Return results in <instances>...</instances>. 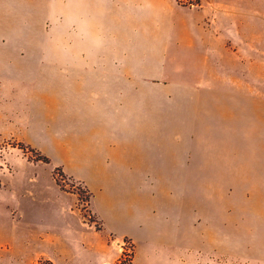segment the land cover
<instances>
[{"label":"crops","instance_id":"obj_1","mask_svg":"<svg viewBox=\"0 0 264 264\" xmlns=\"http://www.w3.org/2000/svg\"><path fill=\"white\" fill-rule=\"evenodd\" d=\"M193 2L0 0V119L84 181L134 264L229 247L264 191V0Z\"/></svg>","mask_w":264,"mask_h":264},{"label":"rangeland","instance_id":"obj_2","mask_svg":"<svg viewBox=\"0 0 264 264\" xmlns=\"http://www.w3.org/2000/svg\"><path fill=\"white\" fill-rule=\"evenodd\" d=\"M16 122L0 119L7 126L1 127L0 137V185L7 198L0 204V216L7 218L6 232L0 234L5 244L0 264H54L53 259L58 264H111L122 252L130 255L128 240L99 233L84 181L64 173L63 160L47 158L33 144L17 141ZM253 193L240 213L233 215L232 208V218L241 222L231 223L229 247L226 240L224 245L214 241L191 264H264V191ZM11 218L20 223L14 225Z\"/></svg>","mask_w":264,"mask_h":264},{"label":"trees","instance_id":"obj_3","mask_svg":"<svg viewBox=\"0 0 264 264\" xmlns=\"http://www.w3.org/2000/svg\"><path fill=\"white\" fill-rule=\"evenodd\" d=\"M42 160L46 161V158H43ZM111 264H134L133 263V252L131 251V254H125V252H122L120 257Z\"/></svg>","mask_w":264,"mask_h":264},{"label":"built area","instance_id":"obj_4","mask_svg":"<svg viewBox=\"0 0 264 264\" xmlns=\"http://www.w3.org/2000/svg\"><path fill=\"white\" fill-rule=\"evenodd\" d=\"M191 4H194V3H191Z\"/></svg>","mask_w":264,"mask_h":264}]
</instances>
